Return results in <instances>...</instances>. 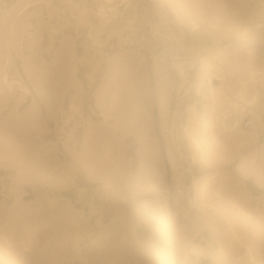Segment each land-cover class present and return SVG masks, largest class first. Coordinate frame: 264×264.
<instances>
[{
	"label": "rangeland",
	"instance_id": "374dc122",
	"mask_svg": "<svg viewBox=\"0 0 264 264\" xmlns=\"http://www.w3.org/2000/svg\"><path fill=\"white\" fill-rule=\"evenodd\" d=\"M0 77V264H264V0H0Z\"/></svg>",
	"mask_w": 264,
	"mask_h": 264
},
{
	"label": "bare ground",
	"instance_id": "6f19581e",
	"mask_svg": "<svg viewBox=\"0 0 264 264\" xmlns=\"http://www.w3.org/2000/svg\"><path fill=\"white\" fill-rule=\"evenodd\" d=\"M113 14V13H112ZM36 38V37H35ZM33 43V42H32ZM7 48V47H6ZM183 73V72H182ZM70 74H71V72H70ZM73 74V73H72ZM258 73L257 72H255V71H253V72H251L249 75H248V79L249 80H254V79H256L255 78V76L257 75ZM3 77V76H2ZM2 77H0V78H2ZM4 81L6 80V77L4 76L3 78H2ZM247 79V78H246ZM249 80H247V81H249ZM6 83H7V87H11L12 86V84H11V82H9L8 80L6 81ZM61 84V83H60ZM242 84H245V80H244V82H242ZM68 86V85H67ZM3 90V88L0 86V92ZM89 90V89H88ZM25 92V91H24ZM43 94V93H42ZM99 94V93H98ZM76 95V94H75ZM2 96V94L0 93V97ZM5 96V95H4ZM45 96V95H44ZM228 97H229V99L228 100H230L229 101V103H231V105L233 106V108H234V110H235V112L237 113V114H240L244 109H249L251 112H253V113H255V114H259V113H261V110L259 109V107L257 106V91H255L250 97H247L244 93H243V89L242 88H238L233 94H229L228 95ZM74 99H75V97H74ZM77 99V98H76ZM104 99V98H103ZM46 100V99H45ZM110 101V100H109ZM75 102V101H74ZM78 102V101H77ZM101 102V101H100ZM105 102V101H104ZM104 102H102V103H104ZM113 102V101H112ZM111 102V103H112ZM81 103V102H80ZM101 103V104H102ZM93 104V103H92ZM108 104V103H107ZM39 105V104H38ZM71 105V104H70ZM103 106H104V104H102ZM111 105H114V103L113 104H111ZM110 105V106H111ZM117 105V104H116ZM73 106H74V104H73ZM72 106V107H73ZM109 106V105H108ZM115 106V105H114ZM106 107V106H105ZM111 107H113V106H111ZM37 108V107H36ZM101 109H103L102 107H101ZM105 109V108H104ZM118 110V109H117ZM35 112V111H34ZM50 112V111H49ZM98 112V111H97ZM100 112V111H99ZM108 112V111H107ZM109 114V113H108ZM107 114V115H108ZM102 115V114H101ZM103 115H106V114H104L103 113ZM49 116V115H48ZM56 116H57V118H56ZM55 118V119H59L60 117H61V115H60V112L58 111V110H56V111H54V114H53V116L52 115H50V117L48 118L49 120H51L52 118ZM59 117V118H58ZM238 121V120H237ZM236 121V122H237ZM58 123V122H57ZM61 123V122H60ZM119 123V122H118ZM65 124V123H64ZM225 126V125H224ZM226 127V126H225ZM69 144V143H68ZM84 146V145H83ZM86 148V147H85ZM53 198H54V195H53ZM53 200H56V198L55 199H53ZM6 219V218H5ZM6 220H8V219H6ZM5 220V221H6ZM3 223H4V220H3ZM12 225V224H11ZM2 226V225H1ZM13 226H14V224H13ZM12 226V227H13ZM19 228V227H18ZM5 229V228H4ZM12 230V229H11ZM2 235H3V233H2ZM4 240H5V237H4ZM3 240V241H4Z\"/></svg>",
	"mask_w": 264,
	"mask_h": 264
},
{
	"label": "built area",
	"instance_id": "2783aa9c",
	"mask_svg": "<svg viewBox=\"0 0 264 264\" xmlns=\"http://www.w3.org/2000/svg\"><path fill=\"white\" fill-rule=\"evenodd\" d=\"M243 125L245 128H251L254 126V123L250 119H248V120L244 121Z\"/></svg>",
	"mask_w": 264,
	"mask_h": 264
}]
</instances>
